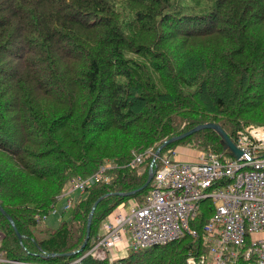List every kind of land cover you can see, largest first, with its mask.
Wrapping results in <instances>:
<instances>
[{"label":"trees","instance_id":"obj_1","mask_svg":"<svg viewBox=\"0 0 264 264\" xmlns=\"http://www.w3.org/2000/svg\"><path fill=\"white\" fill-rule=\"evenodd\" d=\"M209 121L233 141L246 126L264 125V0H0L3 256L30 264H111L106 254L86 253L113 209L151 189L140 187L152 159L132 168L133 153L156 150ZM178 146L223 151L213 129L161 153ZM106 160L114 163L111 179L91 186L58 225L36 218L73 177L96 172ZM105 194L79 251L91 207ZM213 210L211 200L192 222L196 239L186 234L132 250L116 264L200 259ZM248 263L256 264H227Z\"/></svg>","mask_w":264,"mask_h":264},{"label":"built area","instance_id":"obj_2","mask_svg":"<svg viewBox=\"0 0 264 264\" xmlns=\"http://www.w3.org/2000/svg\"><path fill=\"white\" fill-rule=\"evenodd\" d=\"M234 142L243 151L239 158L225 151H205L196 160H183L172 150L157 155L153 147L133 153L132 168L154 160L151 189L143 199L131 198L110 213L87 254L106 249L112 263L127 256L126 250L166 244L186 234L196 239L199 233L192 222L202 201L211 198L214 210L202 234L207 252L200 259L188 258L187 264H227L239 259L264 264V125L246 126ZM113 166L106 160L96 172L73 177L51 210L36 218L45 221L53 215L61 220L58 202L64 199L63 212L73 209L91 186L111 179L107 170ZM3 262L30 264L5 258L0 251Z\"/></svg>","mask_w":264,"mask_h":264},{"label":"water","instance_id":"obj_3","mask_svg":"<svg viewBox=\"0 0 264 264\" xmlns=\"http://www.w3.org/2000/svg\"><path fill=\"white\" fill-rule=\"evenodd\" d=\"M202 129H213V130H215V131L218 133V135L220 136V143H221V145H222L224 151H225L227 154H229V155H231V156H233V157H235V158H239V157L242 155L243 151H242L240 148L237 147V145L235 144V142L231 139V137H230V136L228 135V133L223 129V127H222L219 123H216V122H213V121L200 123V124L194 126L193 128H191V129H189V130H187V131H185V132H183V133H181V134H179V135H175V136H172V137L166 139V140H165L161 145H159V147L156 149V154L158 155V154L161 152V150H162L164 147H166L168 144H170V143H172V142H174V141H176V140H179V139H181V138H183V137H185V136H188V135H190V134H192V133H194V132H197V131H199V130H202ZM153 161H154V160H152V165H153ZM152 175H153L152 167H150V171H149L148 179H147V181L145 182V184H144L142 187H140V189L146 187V186L149 184V182H150V180H151V178H152ZM122 194L125 195L126 193H122ZM106 196H107V194L100 196V197L94 202V204H93L92 207H91V210H90V212H89V214H88V219H87L86 237H85V240H84V242L82 243L81 247L79 248V251H83L84 248H85L86 245H87V242H88V240H89V238H90L91 226H92V220H93V216H94L95 209H96L98 203H99L103 198H105ZM1 209H2V208H1ZM2 210H3V209H2ZM16 232H17L18 235H20L17 229H16Z\"/></svg>","mask_w":264,"mask_h":264},{"label":"rangeland","instance_id":"obj_4","mask_svg":"<svg viewBox=\"0 0 264 264\" xmlns=\"http://www.w3.org/2000/svg\"><path fill=\"white\" fill-rule=\"evenodd\" d=\"M190 148V147H189ZM164 151H166V150H164ZM202 152H205V149H201V148H198V147H194V148H190V154L189 155H192L193 154V158L192 159H197L198 158V156L202 153ZM141 167H144V166H141ZM143 168H141V170H142ZM84 194L85 193H83V194H81V196H84ZM86 195H88V194H86ZM136 200H140V199H138V198H136ZM125 201H127V203L129 202V199H127V200H125ZM210 201H211V198H207V199H205L204 201H202V203H201V206H200V212L202 211V210H204L205 208H207V205L210 203ZM126 203V204H127ZM57 208L60 210V212H63V209H62V204H57ZM71 212V211H70ZM66 212H64L63 214H65ZM68 214H70L69 213V211H67V213L63 216L64 217V219L66 218L65 216H68ZM52 216L53 215H49V217L45 220V221H42V223H44V224H46L47 225V223L50 225V226H56L57 224H59V221H57V222H54L53 220H52ZM61 222V221H60ZM126 252H127V254L129 253V251L128 250H126ZM105 254L107 255V256H110L111 255V252L110 251H104V250H99V255L100 256H105ZM129 255V254H128ZM116 261L117 260H113V262L111 263V264H116Z\"/></svg>","mask_w":264,"mask_h":264},{"label":"crops","instance_id":"obj_5","mask_svg":"<svg viewBox=\"0 0 264 264\" xmlns=\"http://www.w3.org/2000/svg\"><path fill=\"white\" fill-rule=\"evenodd\" d=\"M177 154L179 155V158H182L184 160H187V159H192L194 156L193 154L192 155H189L190 153V148H187V147H184V146H178L175 148ZM64 199H62L61 201H59V204H62ZM65 215V214H64ZM52 220L54 222H57V216H52ZM58 225V224H57Z\"/></svg>","mask_w":264,"mask_h":264},{"label":"bare ground","instance_id":"obj_6","mask_svg":"<svg viewBox=\"0 0 264 264\" xmlns=\"http://www.w3.org/2000/svg\"><path fill=\"white\" fill-rule=\"evenodd\" d=\"M33 177V176H32ZM33 179V178H32ZM56 199V198H55Z\"/></svg>","mask_w":264,"mask_h":264}]
</instances>
